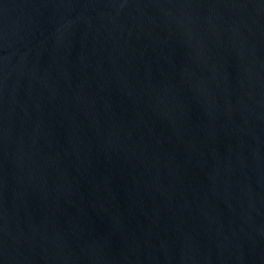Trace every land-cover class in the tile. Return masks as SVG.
<instances>
[{"label":"water","instance_id":"1","mask_svg":"<svg viewBox=\"0 0 264 264\" xmlns=\"http://www.w3.org/2000/svg\"><path fill=\"white\" fill-rule=\"evenodd\" d=\"M0 264H264V0H0Z\"/></svg>","mask_w":264,"mask_h":264}]
</instances>
